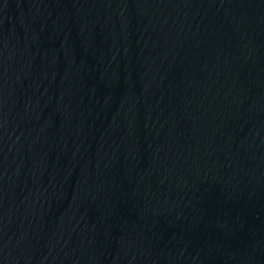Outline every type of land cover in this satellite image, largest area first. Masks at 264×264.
<instances>
[{
    "label": "water",
    "instance_id": "1",
    "mask_svg": "<svg viewBox=\"0 0 264 264\" xmlns=\"http://www.w3.org/2000/svg\"><path fill=\"white\" fill-rule=\"evenodd\" d=\"M0 264H264V0H0Z\"/></svg>",
    "mask_w": 264,
    "mask_h": 264
}]
</instances>
